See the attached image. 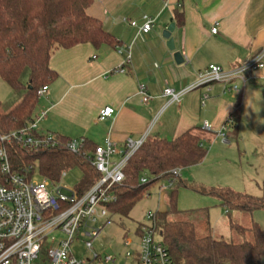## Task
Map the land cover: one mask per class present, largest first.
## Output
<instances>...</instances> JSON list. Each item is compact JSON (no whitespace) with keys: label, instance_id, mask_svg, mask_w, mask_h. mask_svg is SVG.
<instances>
[{"label":"crops","instance_id":"obj_1","mask_svg":"<svg viewBox=\"0 0 264 264\" xmlns=\"http://www.w3.org/2000/svg\"><path fill=\"white\" fill-rule=\"evenodd\" d=\"M175 9L183 14L182 25L174 20ZM87 13L100 20L118 44L100 49L81 44L53 52L49 64L58 76L34 113V117L46 113L38 123L39 134L96 146H105L109 139L124 153L128 140L139 142L148 136L175 140L199 128L203 146L212 152L224 142L219 131L239 105L238 131L230 128L225 137L231 143L228 134L235 136L238 150L247 154L238 132L247 111L264 112V69L239 94L224 93L221 83L187 90L197 83L198 72L209 65L229 71L264 48V0H97ZM145 18L154 21L146 34L140 32ZM172 22L176 25L173 52L163 37ZM215 26L218 32L213 34ZM176 52L184 57L183 64L175 62ZM119 67L126 72H116ZM140 84L147 86L152 97L148 103L138 95ZM167 88L178 95L176 101L165 95ZM205 95L208 99L202 105ZM107 106L114 109V115L100 121V111ZM205 123L211 125V132L203 130ZM113 158L118 162L122 154ZM260 211L252 216L264 229Z\"/></svg>","mask_w":264,"mask_h":264},{"label":"trees","instance_id":"obj_2","mask_svg":"<svg viewBox=\"0 0 264 264\" xmlns=\"http://www.w3.org/2000/svg\"><path fill=\"white\" fill-rule=\"evenodd\" d=\"M96 1L0 0V77L20 96L11 107L0 105V149H5L13 172H28L30 177L38 174L42 179L59 182L64 172L79 167L84 174L75 186L79 195L86 194L101 178L87 157L96 145L85 142L82 152L73 153L67 148L70 140L57 135L55 146L32 150L2 137L20 131L34 118L40 100L38 91L58 76L49 64L55 50L81 44H90L96 49L116 47L118 41L114 35L87 13ZM174 1L181 3L182 0ZM174 12V20L182 25L183 14L178 9ZM230 117L233 118L231 128L237 133L239 105ZM200 132L199 128H192L175 140L148 136L126 163L125 178L115 185L116 200L109 209L114 215L129 217L153 185L167 178L171 182L169 210L154 212V219L174 264H262L264 229L254 221L241 224L231 213L241 211L252 216L255 211L264 210V189L260 196H255L230 187L193 185L172 174L173 170L205 160L208 150L202 144ZM144 176L148 179L146 183L141 182ZM180 188L217 199L227 209L231 230L242 241L214 237L207 210H179ZM139 230L140 227L137 233Z\"/></svg>","mask_w":264,"mask_h":264},{"label":"built area","instance_id":"obj_3","mask_svg":"<svg viewBox=\"0 0 264 264\" xmlns=\"http://www.w3.org/2000/svg\"><path fill=\"white\" fill-rule=\"evenodd\" d=\"M124 21L128 22L127 19ZM153 23V20L145 18L140 32L149 33ZM131 25L136 26L137 23L131 22ZM211 32L216 34L218 27H213ZM129 59L130 56L128 61ZM262 69H264V48L246 63L229 71L217 65H209L198 72L197 83L187 92L200 86L209 87L211 84L221 83L224 85V93L239 94L242 86L253 82L255 73ZM116 72L125 73L126 70L124 67H119ZM47 90V86L42 87L38 91V96L43 97ZM164 93L172 97V101L178 99V95L169 88ZM138 95L143 103H148L152 98L144 84L139 85ZM207 99L208 95H205L202 105ZM114 112L112 107H104L100 111L99 120L109 121ZM45 114L44 112L34 117L28 121L25 128L2 137V140H16L32 150L55 146L54 136L37 132L38 123ZM232 124L233 118L229 117L219 131L225 143H228L225 133L230 130ZM203 130L211 132L212 127L205 123ZM144 141L145 139L139 142L128 140L127 150L124 153L119 152L109 139L105 146H96L93 153L87 157L92 161L101 178L84 195H79L75 188L61 186L60 181L36 180V176L30 177L28 172L22 174L13 172L6 151L1 148L0 264H87L85 261H78L73 253L75 237L81 235L86 238V248L93 251V242L100 237L107 226L113 224V217L116 215L111 213L109 205L116 200L115 185L124 180L126 163ZM84 143V140H70L67 148L73 153H80ZM118 154H122V159L112 163L113 157ZM172 174L179 177L180 169L173 170ZM65 175L66 172L62 174V177ZM147 180L144 176L141 182L146 183ZM147 220L150 226L140 224L136 230L135 245L131 240H125V246H135V252L128 251L126 259H133L137 264H174L162 241V234L160 241L155 239L157 232L161 233V231L155 225L153 212L147 214ZM139 227L140 230L137 233ZM55 231L62 232L65 238L61 240L50 238ZM95 262L96 264H112L116 262V258L106 256L101 259L98 254L93 253L91 263Z\"/></svg>","mask_w":264,"mask_h":264},{"label":"rangeland","instance_id":"obj_4","mask_svg":"<svg viewBox=\"0 0 264 264\" xmlns=\"http://www.w3.org/2000/svg\"><path fill=\"white\" fill-rule=\"evenodd\" d=\"M19 98L20 96L0 77V105L3 108L11 107ZM227 137L231 143L222 142V146L217 144L212 152L208 151L202 163L182 169L180 177L193 185L230 187L240 192L260 196L264 188V112L259 109L256 113L253 110L246 112L244 126L242 125L238 132L240 145L248 149L245 156L238 150L235 136L228 134ZM113 162L115 158L112 159ZM83 177L84 174L79 167L71 168L60 180V185L73 189ZM36 180H42V178L37 174ZM170 191L169 179H160L132 209L129 217L118 215L113 217V224L107 226L100 237L93 242V251L86 248V238L76 235L72 249L77 260L85 261L87 264H96V262L91 263L93 253H96L101 259L106 256L115 257L116 262L112 264H137L133 259L128 260L125 257L128 251L135 252L136 230L140 224L150 226L147 220L149 212L169 210ZM177 207L183 211L207 210L214 237L227 241H242L231 230L227 209L220 205L217 199L202 196L191 189L180 188ZM260 213L264 211L261 210ZM231 217L244 225H249L251 221H254L253 216L241 211H233ZM50 238L61 240L65 238V235L60 231H55ZM155 239L161 240L160 232H157ZM125 240H131L134 245L125 246ZM262 264H264V258Z\"/></svg>","mask_w":264,"mask_h":264},{"label":"water","instance_id":"obj_5","mask_svg":"<svg viewBox=\"0 0 264 264\" xmlns=\"http://www.w3.org/2000/svg\"><path fill=\"white\" fill-rule=\"evenodd\" d=\"M176 29V25L175 23H171L167 29L163 32V37L164 39L167 40V47L170 51H175L176 47H175V41H174V38L172 37V34L174 33ZM174 58H175V62L180 65V64H183L185 59L184 57L182 56V54L180 52H176L175 55H174ZM28 89H31V86H28Z\"/></svg>","mask_w":264,"mask_h":264}]
</instances>
